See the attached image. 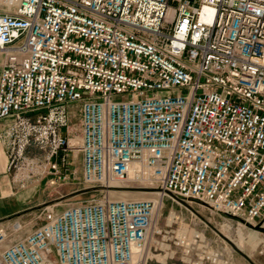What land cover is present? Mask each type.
Instances as JSON below:
<instances>
[{
  "label": "built area",
  "instance_id": "built-area-1",
  "mask_svg": "<svg viewBox=\"0 0 264 264\" xmlns=\"http://www.w3.org/2000/svg\"><path fill=\"white\" fill-rule=\"evenodd\" d=\"M0 53L13 182H69L81 154L92 191L1 218L0 264L167 262L166 233L181 264H227L189 201L264 229V0H0ZM134 165L157 195L112 198Z\"/></svg>",
  "mask_w": 264,
  "mask_h": 264
},
{
  "label": "rangeland",
  "instance_id": "rangeland-1",
  "mask_svg": "<svg viewBox=\"0 0 264 264\" xmlns=\"http://www.w3.org/2000/svg\"><path fill=\"white\" fill-rule=\"evenodd\" d=\"M70 120L71 121H70L69 129H70L71 136L73 138L80 137L81 119L79 117V113L77 112L73 117H71ZM77 163H78L76 167L77 173L72 176L73 178L69 182H65L59 186L58 185L49 186L47 188H44V187L39 188L38 186L20 188L19 193L25 195L26 197L24 199V202L20 206L21 209H19L14 214H11L9 216L21 215L24 219H29V218L36 216L37 213H39V208H40L39 206H42L43 204L44 205L48 204L54 201L55 199H57L58 195H60V193L58 192V189H60L64 193V195H67V198H69L70 200L78 199L79 197L86 198V197L91 196L92 191L86 192L85 194H84V191H82L84 185L82 183V177H81V172H82L81 154H78ZM124 183H122L121 184L122 187L117 188V190H120V189L126 190L129 193V192H132V190L133 192L134 191L136 192V191H141L143 187L153 186V184L149 180H146V179L140 180V179H137L136 176H133V177L130 176L128 180ZM15 189L17 190L18 188H15ZM131 196L132 195H130V197L118 196L117 194H114V197H117V198H128L129 199L131 198ZM166 203H167V206L165 208L164 214L168 215V211L170 210V206L172 202L168 200ZM178 207L183 210L184 215H187V214L190 215L191 213H194L197 216H199L200 219L202 218L206 222H208V226L206 229L207 236L213 240H216L217 238L218 241L222 242V239L220 238L218 233L215 232L216 230H214V228L212 227V225H214L215 223H217L219 227L222 225L220 229H222L224 233H230L231 229H227L228 225H229L228 226L229 228H230V225L232 226V228H235L238 226L236 222H233L231 220L228 221L229 224L228 223L224 224V219L222 215H218V214L212 215V213L210 212L208 208L194 201L192 202L189 201L188 203L185 204V206H178ZM9 216H6V217H9ZM166 220L167 219L164 218L163 223H165ZM209 222H211L212 225ZM39 224H40V221H38L35 226H38ZM171 229H176V225L174 224ZM242 229H244V231L246 230L249 234V237L246 241L247 244L242 251L237 249L233 245V243L230 242V240H228L224 236V238H226L225 239L226 243L229 244V248H230V250H228V253H226L228 257L227 256L225 257L227 259V264H264V229L260 227L259 228L254 227L251 225L249 226L243 225ZM223 232L222 234L224 235ZM175 235H176L175 233H173V235L166 233L167 241L164 240L161 242V245L163 247H159L158 250H154V253H159L160 251L161 252L169 251L167 259H166L167 262L161 260V259H164L165 255L159 254V255H155L159 259L154 257L153 259H151L149 264H181V259H180V254H179L180 247H179V244L177 243V239ZM178 237H180V235H178Z\"/></svg>",
  "mask_w": 264,
  "mask_h": 264
},
{
  "label": "crops",
  "instance_id": "crops-1",
  "mask_svg": "<svg viewBox=\"0 0 264 264\" xmlns=\"http://www.w3.org/2000/svg\"><path fill=\"white\" fill-rule=\"evenodd\" d=\"M4 54L0 53V72L3 68ZM0 125V130H1ZM34 151V150H31ZM78 155L73 156L74 166L77 167ZM15 182L12 179V172L9 168V151L7 145L2 141L0 137V219L21 209V205L24 202L25 195L19 193ZM40 188V187H39ZM165 255V254H164Z\"/></svg>",
  "mask_w": 264,
  "mask_h": 264
},
{
  "label": "bare ground",
  "instance_id": "bare-ground-1",
  "mask_svg": "<svg viewBox=\"0 0 264 264\" xmlns=\"http://www.w3.org/2000/svg\"><path fill=\"white\" fill-rule=\"evenodd\" d=\"M136 167H137V165H134L130 171V174L132 175V177L136 173V170H137ZM120 184H122V182ZM157 193H158V189H156L154 186H152V187H143V189L141 191H136V192L134 191L133 192V190H132V192H129V193L126 190H121V189L120 190H114L111 192V194H112L111 196L114 197V194H117L118 196L130 197V195H132L131 198H143V197H150V196L157 195ZM115 198H117V197H115ZM122 199H128V198H122ZM228 226H227V229H231V231L228 230V231H230V233H224L222 231L224 233V236L228 240H230V242L234 243L242 251L247 244L246 241L249 237L248 232L246 230L244 231V229H242L243 224H241V223H238L237 227L234 226L235 228H232L231 225H230V228Z\"/></svg>",
  "mask_w": 264,
  "mask_h": 264
},
{
  "label": "water",
  "instance_id": "water-1",
  "mask_svg": "<svg viewBox=\"0 0 264 264\" xmlns=\"http://www.w3.org/2000/svg\"><path fill=\"white\" fill-rule=\"evenodd\" d=\"M233 245L237 248V249H239L234 243H233ZM240 250V249H239Z\"/></svg>",
  "mask_w": 264,
  "mask_h": 264
}]
</instances>
